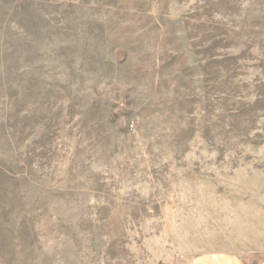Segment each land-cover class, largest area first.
<instances>
[{
	"label": "rangeland",
	"instance_id": "obj_1",
	"mask_svg": "<svg viewBox=\"0 0 264 264\" xmlns=\"http://www.w3.org/2000/svg\"><path fill=\"white\" fill-rule=\"evenodd\" d=\"M264 258V0H0V264Z\"/></svg>",
	"mask_w": 264,
	"mask_h": 264
},
{
	"label": "crops",
	"instance_id": "obj_2",
	"mask_svg": "<svg viewBox=\"0 0 264 264\" xmlns=\"http://www.w3.org/2000/svg\"><path fill=\"white\" fill-rule=\"evenodd\" d=\"M187 264H264V258L252 262L250 259L243 260L232 254H212L192 259Z\"/></svg>",
	"mask_w": 264,
	"mask_h": 264
}]
</instances>
